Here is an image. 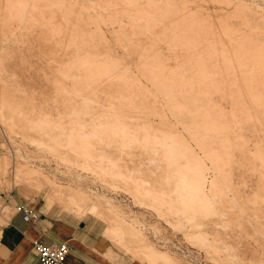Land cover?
<instances>
[{
	"label": "rangeland",
	"instance_id": "obj_1",
	"mask_svg": "<svg viewBox=\"0 0 264 264\" xmlns=\"http://www.w3.org/2000/svg\"><path fill=\"white\" fill-rule=\"evenodd\" d=\"M69 1L79 11L77 15L72 13L68 18L75 25L73 34L82 35L78 38L81 45L80 53L82 55L94 53L97 60H101L104 54L108 55L148 88L150 97L143 94L144 88L139 90L138 97L143 101L142 106H132L130 109L124 107L120 112L127 116H139L155 127L177 130L190 142L196 156L205 161L206 178L216 179L225 195L212 192L209 204L201 206L203 204L198 201L197 203L201 205L196 206V199L191 197L189 191L173 192L176 201L179 200L177 195L181 193L184 201H179L193 203L199 214L196 220H192L190 216L182 218L179 212L174 213L177 211L174 208H170L171 210L167 208V211L157 209L156 203L153 206L149 198L138 197L134 189H131L133 187L131 181L125 183L110 175L109 162L101 163L107 173L104 176L93 165L83 164L82 158L72 156L75 164L64 162L45 147L29 143L27 135L23 133L28 121L22 114L34 115L35 112L46 108L44 100L52 97L42 77L43 73L49 75L52 70L46 58L47 53L51 51L48 45L42 46L39 36L35 34L22 43L19 35L21 26L14 25L13 33L4 27L0 32V56H4V63L8 66L4 77L0 76V98L4 100L1 102L5 104L3 106L12 104L11 108L6 106L0 111L4 115L0 118V166L6 161L1 159L7 157L6 159L11 162L15 156H19L20 160L28 162L43 174V179L41 178L43 181H51L53 185L51 182L49 184L55 191L48 192L45 184L44 187L37 186L33 181L17 183L16 178L8 170V173L0 174V225L13 210L12 204L22 201L39 211L66 214L84 221L90 229L99 232L110 259L133 260L137 264H264V204L260 198L251 201L255 195L264 196L261 179L264 176L261 172L264 170L259 167L252 170L248 167L250 160L252 161L250 157L248 161V150H255L256 147H262L264 150V133L246 117V108L242 109L239 106L238 117L243 120L239 128L247 137V149L243 151L244 154L232 151L236 160L237 157L240 158L238 160L240 166L233 160L228 175L232 181L227 183L226 174L213 166L189 135L187 112L175 111L172 103L166 99L165 93L156 86V81L144 77L145 73L139 67L140 54L146 51L156 57L166 69L180 67L188 76L196 74L195 69L188 65L190 59L185 51L189 49L181 38L173 36V23L169 16L163 13L167 7L181 9L190 6L196 10L197 22L209 26H212L213 22L224 21L227 15L232 14L230 23L233 27L242 29L248 38L255 34L252 35L254 44L248 41L250 47L247 51L255 50L257 46L264 44V0ZM52 10L50 20L54 22L53 25L58 29H64L67 18H64V14L58 8L53 7ZM86 32L87 37L84 36ZM65 48L67 56H70L72 47ZM12 71H18L17 78ZM157 72L163 77L168 74L161 70ZM16 81L32 94L30 99H25V95L18 91ZM176 89L171 85L165 86V91L173 95ZM100 90L99 94H102ZM128 92L129 90L125 93ZM227 93L230 97L217 98V102L221 105V112L229 118L227 112L231 106L236 107L238 102L246 104L248 101L242 98L241 94L237 95L234 89ZM50 106L53 107V104ZM78 106L80 109L90 110L83 105ZM99 108L103 109L102 113L117 112L116 108H109L106 105ZM257 114L264 123V112L259 110ZM262 128L264 129V126ZM29 136L43 138L39 128L31 131ZM23 146H27V149ZM102 149L115 163V169L135 178L136 181L138 179L146 181L153 189L166 188L168 184L170 185L167 188L174 189L176 177L165 173L156 154L153 160L152 156L147 154L140 157L124 155L116 146H103ZM241 182L243 186L240 185ZM51 193L53 194L50 195ZM72 193L80 198L79 204L64 199ZM56 198L61 200L58 201ZM206 241L208 246L204 244ZM154 250L156 255L152 254Z\"/></svg>",
	"mask_w": 264,
	"mask_h": 264
},
{
	"label": "bare ground",
	"instance_id": "obj_2",
	"mask_svg": "<svg viewBox=\"0 0 264 264\" xmlns=\"http://www.w3.org/2000/svg\"><path fill=\"white\" fill-rule=\"evenodd\" d=\"M222 1L228 2L229 0ZM53 7L61 10L64 18H67L64 29H58L50 20ZM72 13L77 15L79 11L69 0H0V32L4 27L13 33L14 25H19L21 26L19 35L22 43L35 34L39 36L38 39L43 44L42 46L48 45L51 51L47 53L46 58L52 70L49 75L43 73L42 77L52 97L45 99L46 108L35 112L34 115L22 114V117L28 121L24 127L26 129L23 130L28 142L35 146L45 147L64 162L75 164L71 159L72 156L82 158L83 164L93 165L104 176L107 173L103 170L101 163L109 162L110 175L125 183L131 181L133 184L131 189H134L138 197L149 198L153 206L156 203L157 209L171 210L170 208H174L177 210L172 209L174 213L179 212L182 218L190 216L192 220H196L199 215L197 209L195 210L193 203L183 202L181 193L189 191L191 197L196 199V206L201 204L204 206L210 203L212 192L222 196L225 192L222 191L216 179L206 178L205 161L196 156L190 142L177 130L155 127L139 116H127L120 112L124 107L130 109L132 106H142L143 101L138 97L139 90L144 88L143 94L150 97L148 88L142 85L140 79L132 77L117 60H112L106 54L101 60L95 59L96 54L94 53L82 55L78 40L82 35L73 34L72 30L75 25L68 18ZM163 13H166L173 23V36L181 38L189 49L185 51L190 59L188 65L195 69L196 74L188 76L180 67L166 69L156 57L146 51L140 54L139 67L145 73L144 77L153 82L156 81V86L165 93L166 99L172 103L175 111L187 112L189 135L196 141L197 146L205 153L213 166L219 172L226 174L227 183H231L232 180L228 175L233 160L240 166L238 161L240 158L237 157L236 160L232 151L236 150L238 154H242L247 149V137L239 128L243 121L238 117L239 106L242 109L246 108V117L255 124L259 131L264 133L262 128L264 123L257 114L259 110L264 112V44L257 46L255 50L247 51L250 47L249 43L254 44L252 35L255 34L250 35L249 39L242 29L233 27L230 23L232 14L227 15L224 21L213 22V25L209 26L197 22L196 10L191 9L190 6L181 9L167 7ZM84 36L87 37L88 32ZM65 47H72L70 56H67ZM7 67L4 63V56L1 55L0 76L5 74ZM157 70L168 74L163 77ZM12 72L16 76L18 71ZM253 72L256 73L253 74ZM166 85L177 88L175 95L165 91ZM16 86L18 91L25 95V99L32 97V94L28 93L18 81H16ZM232 89L248 102L244 104L240 101L236 107L231 106L227 112L229 117L227 118L221 112V105L217 102V98L230 97L227 91ZM99 90L102 94H99ZM127 90L129 92L125 93ZM180 98L183 100H179ZM3 101L0 98V111L6 106L11 108L10 103L3 106L5 105L1 103ZM50 104H53V107ZM78 105H83L84 108H90V110L80 109ZM104 105L116 108L117 112L102 113L103 109L99 107ZM1 117L4 115L0 112ZM69 125L72 127H68ZM35 128L41 130L43 138L29 136ZM18 132H20L19 129ZM103 146H116L118 151L124 155L138 157L143 154L151 155L153 160L156 154L165 173L176 177L174 189L167 188L170 184L166 188L153 189L146 184V181L143 182L141 179L136 181L135 178L115 169V163L109 155L105 154ZM23 147L27 149V146ZM249 157L252 159L248 164L250 169L255 170L259 167L264 170L262 147L248 150V161ZM6 158L1 159L6 161L0 166V174L4 175L9 171L16 178L17 183L33 181L37 186H45L48 192L55 191L52 182L49 181L51 185L43 181V174H40L39 170L33 168L28 162L20 160L19 156H15L11 162ZM147 170L149 171V167ZM261 173L264 175V172ZM261 179L263 181L262 190H264V176ZM240 185L243 186V182ZM178 190L181 193L177 197L183 201L174 199L176 196L173 192H178ZM256 198H260L264 204V196L255 195L251 201H256ZM64 199L76 204L80 203V198L75 197L73 193L68 194ZM198 201L201 204H198ZM207 241L203 242L207 244L206 246H208ZM152 254L157 253L154 250Z\"/></svg>",
	"mask_w": 264,
	"mask_h": 264
},
{
	"label": "crops",
	"instance_id": "obj_3",
	"mask_svg": "<svg viewBox=\"0 0 264 264\" xmlns=\"http://www.w3.org/2000/svg\"><path fill=\"white\" fill-rule=\"evenodd\" d=\"M22 202V201H18ZM0 225V264H39L33 242L67 243L65 264H137L133 260L110 259L99 232L84 221L55 212L39 211L38 217L24 220L15 210Z\"/></svg>",
	"mask_w": 264,
	"mask_h": 264
},
{
	"label": "built area",
	"instance_id": "obj_4",
	"mask_svg": "<svg viewBox=\"0 0 264 264\" xmlns=\"http://www.w3.org/2000/svg\"><path fill=\"white\" fill-rule=\"evenodd\" d=\"M15 210L21 213V217L24 220L36 219L38 217V213L34 207L25 202H16ZM33 250L39 264H65L68 246L64 241L51 242L49 244L35 241L33 242Z\"/></svg>",
	"mask_w": 264,
	"mask_h": 264
}]
</instances>
